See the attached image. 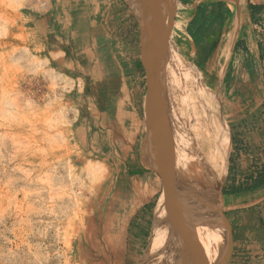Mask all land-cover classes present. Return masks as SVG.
Returning a JSON list of instances; mask_svg holds the SVG:
<instances>
[{
    "label": "rangeland",
    "instance_id": "374dc122",
    "mask_svg": "<svg viewBox=\"0 0 264 264\" xmlns=\"http://www.w3.org/2000/svg\"><path fill=\"white\" fill-rule=\"evenodd\" d=\"M222 2L162 0L165 21L155 37L167 59L172 58L173 48H179L176 55L192 64L194 47L204 37L215 38L228 27L231 31V23L222 22ZM0 24L5 28L0 34V264H155L153 254L161 253L169 237L167 229L160 233L172 206L170 183L162 169L180 170L174 184L183 178L189 186L181 200L190 194L193 174L187 165L178 166L165 156L176 121H164L166 105L156 111L158 96L152 81L157 68L145 57L141 28L125 0H0ZM253 26L251 37L241 40L248 52L243 71H230L226 80L236 85L230 98L210 87L200 74L214 102L223 105L227 116L237 114L238 121L231 123L230 145L228 131L219 136L220 145L229 146L226 154H219L228 182L240 189L247 177L264 171V122L260 132L248 122L244 127L249 128L240 126L242 117L264 114V20ZM220 42L212 45V51ZM52 58L62 59L64 70L51 66ZM139 58L148 65L144 73L133 69ZM83 69L108 71L90 86L121 96L125 113L132 115L116 119L119 127L123 124L129 130L118 133L116 151L109 159L108 143L104 148L96 143L92 153L81 148L111 128L99 124L74 131L83 119L82 111L92 110L101 98L91 99L90 105L84 97L72 103L59 98L61 93L80 96L84 88L91 93L78 72ZM89 163L101 170L87 173ZM74 198L80 202L72 203ZM162 253L163 261H168L167 248Z\"/></svg>",
    "mask_w": 264,
    "mask_h": 264
},
{
    "label": "crops",
    "instance_id": "0c3cea01",
    "mask_svg": "<svg viewBox=\"0 0 264 264\" xmlns=\"http://www.w3.org/2000/svg\"><path fill=\"white\" fill-rule=\"evenodd\" d=\"M127 2L133 8L136 7L135 10L140 14L141 19H147V23L151 24L148 27V34L151 43L154 45V50H152L156 51L158 58L155 57L152 50L147 48L146 44L143 49L148 62H153L158 72L152 81L153 89L158 96L155 100L158 104L156 111L161 110L166 105L168 108L163 117H167L168 120L170 119L169 121L174 120L178 106L183 111L184 96H186L187 89L194 86L196 75L199 73H201L204 81L209 82L210 87L220 89V93L224 97L230 98L236 89V85L233 82L227 84L226 80H228L230 71H243L242 61L248 57V52L243 49L241 40H247L251 37L253 28H255L253 23L259 24L264 20V0H223L221 7L223 9L221 10L224 20L222 22L231 23V31L229 30L230 27L224 32L220 30L215 38L204 37L194 47L195 60H193L192 65L197 70L187 67L184 63H182L184 64L182 67L179 62L181 59L176 55L181 51L179 48L172 49L171 59H167L160 49V43L156 37L159 35L157 30H163L162 26L165 21L161 7L162 0H155V3L152 4L153 7L151 3H148V0L147 3H144L145 5L142 4L143 6L140 4V0H127ZM208 8L210 9V7ZM156 11L159 12V16H157ZM219 23L221 24V21ZM141 33L143 35L142 28ZM217 40L221 41L219 48L212 51V45L216 44ZM239 44L241 49L237 48ZM132 66L138 73H144L148 68L147 63L142 58L133 61ZM206 99L205 102L209 101L206 105L213 108L210 93ZM214 103V107L217 109L215 111L219 113H216L203 130L199 138L200 149L197 152H192V156L195 158L193 165H190L188 159L189 136L182 142L181 147L178 146V152L173 160V163L178 166L187 165L188 168L190 167L189 172L193 174V177L190 178L189 184L193 185L192 189L196 187L201 178L211 183L201 212L195 217L193 213L189 217L184 216L187 225L191 219L189 230L183 242L185 262L186 264H264V171H258L253 176L247 177L244 180L245 183L241 184V189L236 185H234L235 187L230 185L227 180L226 168L223 170L222 155L219 154V151L227 148V145H220L219 136L226 135L227 132L223 118L225 123L230 124V127L231 123L235 124L233 120L238 121V118L235 113L227 116V111H224L223 105ZM128 104L127 112L132 114L131 100ZM199 104L197 103V105ZM203 105L205 104L203 103ZM206 105L204 106L205 111H207ZM194 116V119H197L198 114L195 113ZM257 116L242 117L240 119L242 129L249 128V126H244L251 123V129L260 132L261 122H264V114ZM210 124H213L215 129ZM171 134L173 133L171 132ZM218 161H221L219 168ZM214 171L217 173L215 174ZM179 172V169L172 170L171 176L177 207L184 189L189 188L187 183L184 184L183 178L176 185L174 184ZM219 172L220 176L216 178ZM213 174L215 177H212ZM259 181L261 183H258ZM166 248L167 240L160 248L161 253L162 251L165 252ZM161 253L158 252L157 255L155 252L151 261L155 260V264H168L166 259L163 261V253Z\"/></svg>",
    "mask_w": 264,
    "mask_h": 264
},
{
    "label": "bare ground",
    "instance_id": "6f19581e",
    "mask_svg": "<svg viewBox=\"0 0 264 264\" xmlns=\"http://www.w3.org/2000/svg\"><path fill=\"white\" fill-rule=\"evenodd\" d=\"M35 6V5H34ZM33 6V7H34ZM135 6V5H134ZM42 7V6H40ZM39 7V8H40ZM132 8V11H133V14L136 16V18L138 19L139 23H140V26L142 28V31H143V37H144V41H145V44L147 46L148 49L152 50L154 45L151 43L150 41V37H149V34H148V27L151 26L150 23H147V19H141L140 18V14L135 10L136 7H131ZM17 17V16H16ZM42 20V19H41ZM60 22V21H59ZM42 24V23H40ZM70 25V24H69ZM46 26V25H45ZM41 28H44L43 26ZM4 27L0 24V34L3 33L4 31ZM43 31V30H42ZM41 32V31H40ZM4 34V33H3ZM43 35V34H42ZM55 38V37H54ZM60 41V40H59ZM62 41V40H61ZM56 43V42H55ZM59 43V42H58ZM63 45V44H62ZM65 45V44H64ZM41 46V45H40ZM94 47V46H93ZM45 48V46H44ZM55 50V49H53ZM53 50H50L53 52ZM154 50V49H153ZM152 50V53L155 55V57L158 58V56L156 55V51H153ZM45 51V50H44ZM88 51V50H87ZM41 52V51H40ZM58 52V51H57ZM89 52V51H88ZM48 54L50 55V53L48 52ZM56 54V53H54ZM61 54V53H60ZM58 54V55H60ZM43 55V54H41ZM28 56V55H27ZM53 56V55H52ZM22 57V56H21ZM32 58V57H31ZM34 58V57H33ZM37 58V57H36ZM66 58V57H65ZM43 59V58H42ZM41 59V60H42ZM35 60V59H34ZM44 61V59H43ZM47 63V61H44ZM180 64H182L183 62L180 60L179 61ZM69 63V62H68ZM50 64L51 66L53 67H56L58 68L59 70H64V66H63V61L62 59H54L52 58L50 60ZM79 64V63H78ZM66 65V64H65ZM70 65V64H69ZM68 65V67H69ZM75 65V64H74ZM73 65V66H74ZM86 66V65H85ZM184 66V64H182V67ZM97 67V66H96ZM38 68V67H37ZM36 68V69H37ZM78 68V67H77ZM52 69V68H51ZM76 69V67H75ZM89 69V68H88ZM90 71V70H89ZM87 72L85 71V69L81 70V71H78L79 74H81L84 79H85V85H89V89L91 91V93H89V95L87 94L88 92V89L87 88H84L83 89V93L79 96V94H74V93H70V94H66V93H61L59 94V98H61L62 101H68L70 103L74 102L76 100V102L81 99V97H84V102L87 103L88 105H90L91 103V99L93 98H97V97H100L101 100L99 101V103L97 105H95V107H93L92 110H84L82 111V114H83V119L82 121H80L79 125H78V128L75 129L74 131H76V134L77 133H81L82 131H85V130H90V129H93L95 127H97L99 124L100 126L98 127H101L103 126L104 129H106L107 127L111 128L110 131H104V133H102V135H99L97 134V139H93V141H89V142H82V148L83 150H86L87 153H92L93 149L95 148V144L97 143V145H99L100 143L102 145V147L104 148V146H106L105 144L108 143L109 144V149H110V153L109 155L107 156L108 159L110 156H113L114 155V152L116 151L115 150V144H117L116 140H117V136H118V133H125L127 132L128 127H124L123 124H122V127H119L116 123V119H120V120H123V119H127L128 117H131L129 116L127 113H125V107H124V104H123V101L120 99L121 96H119L118 94L117 95H111V93L108 91V90H105L104 93L99 91V90H96L94 87H91V83L92 81L94 82V80L98 81L100 78L104 77L103 75H107L109 74L108 71L106 70H103L101 71L100 69H97V70H93L92 72ZM76 72V71H75ZM58 74V73H57ZM61 74V73H60ZM200 74L199 73L198 75H196V79H195V84L192 88H189L187 89V93H186V96H184V102L182 103V105H184L183 107V111L181 110V108L179 109V106L176 110V113H175V117H174V120L176 121V125H175V130L172 132L173 134H170L167 138V144L165 146V156L167 158V160L171 163H173V160H174V156H176V153L178 152V146L180 147V145L182 144V142L189 136V129L192 128V126L197 130L196 127H198L196 125L197 121H199V115H201L200 113V108L202 107L203 105V102H204V98H206L208 95H209V90L207 91L206 88L201 84L200 82ZM54 77V75H53ZM80 81V80H79ZM81 82V81H80ZM111 84V83H110ZM53 85V84H52ZM53 87V86H51ZM71 88V87H70ZM111 89V88H110ZM184 90V89H183ZM186 90V89H185ZM111 91V90H110ZM51 92H54V91H51ZM61 92V91H60ZM65 92V91H64ZM78 92V91H77ZM80 92V91H79ZM4 93V92H3ZM81 93V92H80ZM56 94V93H55ZM201 94L202 95V98L200 99L201 97ZM124 95V94H123ZM9 96V94H8ZM212 96V94H211ZM15 97V96H14ZM213 98V97H212ZM2 99V98H1ZM4 99V98H3ZM7 99V98H6ZM10 99V98H9ZM8 99V100H9ZM54 99V98H53ZM8 100H5L3 101V103H8ZM11 100H13V98H11ZM55 101V99H54ZM61 101V102H62ZM57 102V101H56ZM59 103V102H58ZM97 103V102H96ZM197 103H200L199 105H197ZM212 103H213V106L215 105L214 103V100L212 99ZM15 104V103H14ZM53 104V103H52ZM60 104V103H59ZM58 104V105H59ZM66 104V103H65ZM12 105V103H11ZM10 105V106H11ZM9 106V105H8ZM50 106V105H49ZM14 106H12V109H13ZM60 107V105H59ZM198 107V109H197ZM17 108V107H16ZM14 108V109H16ZM61 108V107H60ZM92 108V107H91ZM4 110V109H3ZM213 110V109H212ZM16 111H18V109H16ZM20 111V110H19ZM74 111V110H73ZM214 111V110H213ZM15 112V110H14ZM16 113V112H15ZM54 113V112H53ZM59 113V112H58ZM197 113L198 116H197V119H194V114ZM55 114V113H54ZM60 114V113H59ZM52 115V114H51ZM131 115V114H130ZM55 116V118L57 117L56 115H53ZM134 116V115H133ZM48 117V116H47ZM52 117V116H51ZM63 117H60V119H62ZM164 118V121L168 122L169 120L167 119V117H163ZM7 119V118H6ZM51 121V120H50ZM55 120H53L54 122ZM160 121V120H159ZM179 121V123L177 122ZM49 122V121H47ZM52 122V121H51ZM57 124V121H55ZM50 123V122H49ZM127 123V122H126ZM130 123V122H129ZM159 123V122H158ZM189 123L192 125H189ZM206 123V122H205ZM204 124V123H203ZM37 125V123H36ZM40 125V124H39ZM64 125V124H63ZM62 125V127H63ZM34 126V125H33ZM107 126V127H106ZM181 126V127H180ZM53 127V126H52ZM66 127H67V124H66ZM189 127V129H188ZM201 127V126H199ZM48 128V126H47ZM45 129V128H44ZM50 129V128H49ZM58 129V128H56ZM64 129V128H63ZM61 131V129H59ZM58 131V130H57ZM59 131V132H60ZM180 133V135L176 132ZM49 132V131H48ZM52 132V131H51ZM56 132V131H55ZM55 132L53 134L50 135V137H53V135L55 134ZM86 133V132H85ZM178 135L180 136V140H178ZM65 136V135H64ZM67 137V136H65ZM69 138V137H68ZM67 138V139H68ZM182 139V141H181ZM52 140H55V139H52ZM64 140V139H63ZM69 140V139H68ZM72 140V139H71ZM66 141V140H64ZM36 145V144H35ZM175 149V151H174ZM163 151V150H162ZM38 153V152H37ZM36 153V154H37ZM65 153V152H64ZM41 157V156H40ZM75 157V156H74ZM81 157V156H80ZM77 156L76 160H81L82 158H80ZM158 157V156H157ZM60 158V157H59ZM74 159V158H73ZM77 160V161H78ZM75 161V160H74ZM73 161V162H74ZM82 161V160H81ZM80 161V162H81ZM159 162V161H158ZM76 163V162H75ZM109 163V162H108ZM67 164V163H65ZM69 164V163H68ZM73 164V163H72ZM77 164V163H76ZM102 164V163H101ZM170 164V163H169ZM86 165V164H85ZM84 165V166H85ZM104 165V164H103ZM163 165V164H162ZM87 173L91 172L92 175H94L95 173H98L101 168L98 164H92V163H89L87 165ZM167 166V165H166ZM68 167V166H67ZM66 167V168H67ZM77 167V166H76ZM103 167V166H101ZM84 168V167H83ZM68 171V170H67ZM70 171V169H69ZM71 173V172H70ZM162 173L164 174V176L166 177V180L169 181L170 183V186L168 187V193H169V197L172 201V206H171V209H170V213L171 214L172 212H174L176 209H177V206H176V199L174 197V193H173V187H172V181H171V176H172V169H168V168H165L163 167L162 169ZM77 174V173H76ZM75 174V175H76ZM101 174V173H100ZM103 174V172H102ZM162 174V175H163ZM72 176V175H71ZM91 176V174H90ZM99 177V176H98ZM102 177V176H101ZM65 178V177H64ZM71 178V177H70ZM77 178V177H76ZM92 178V177H91ZM98 180V179H97ZM70 181V180H69ZM87 181V179H86ZM47 183V182H46ZM51 183V182H50ZM51 186V185H50ZM47 187V186H46ZM100 187V186H99ZM98 187V189H99ZM57 189V188H56ZM97 189V191H99ZM67 190V189H66ZM63 191V190H62ZM59 192V191H58ZM57 192V193H58ZM63 193V192H62ZM75 194V193H74ZM90 194V193H89ZM64 195H66L64 193ZM96 194L94 193V197L96 198L95 196ZM151 195V193H150ZM57 196V195H56ZM60 196V195H59ZM67 197V196H66ZM73 197V196H72ZM58 198V196H57ZM56 198V199H57ZM61 200H62V196H60ZM68 198V197H67ZM65 199V198H64ZM60 201V199H58ZM57 201V200H56ZM70 201V200H68ZM63 202V201H62ZM72 203H77V202H80L79 199H76L74 198L72 201ZM60 203V202H59ZM91 203V202H90ZM64 204V203H63ZM70 204V203H69ZM88 204V203H87ZM65 205V204H64ZM63 205V206H64ZM78 205V204H76ZM97 205V204H96ZM95 205V206H96ZM120 205V204H118ZM82 206H84L82 204ZM111 206H114L113 204ZM58 207V206H57ZM76 207V206H75ZM65 208H69V207H65ZM61 209V208H60ZM169 212V211H168ZM85 213V212H84ZM87 213V212H86ZM95 213V212H94ZM88 216V215H87ZM57 218V217H56ZM60 218V217H59ZM110 218V216H109ZM108 219V218H107ZM106 227L107 229H109V223L106 222ZM169 231H167V236L169 235V237H167V250H168V255L170 256L169 257V260H168V264H179V244L178 242L175 243V233H176V230H175V226L171 229H167ZM169 241V242H168ZM176 244V245H175Z\"/></svg>",
    "mask_w": 264,
    "mask_h": 264
},
{
    "label": "water",
    "instance_id": "95a60500",
    "mask_svg": "<svg viewBox=\"0 0 264 264\" xmlns=\"http://www.w3.org/2000/svg\"><path fill=\"white\" fill-rule=\"evenodd\" d=\"M125 1H126L127 6L129 7V9L132 10V8H131L132 6H130V4L127 2V0H125ZM142 2L140 0V4L145 5L144 3L145 2L147 3V0H142ZM132 14H133V12H132ZM134 17L137 20V22L139 23V21L135 15H134ZM139 26H140V23H139ZM182 62L187 67L192 68L194 70H197L192 64H190L186 61H182ZM228 138H229V134H228ZM228 149H229L228 145H227V149L226 148H224L223 150L221 149V151H223L222 154H226L228 152ZM220 164H221V161H218V168H219ZM214 173L216 174L217 172L214 171ZM212 177H215L214 174ZM210 184L211 183H208V181H205L201 178L198 181V184L196 185V187H194L192 189V191H190V194L185 196L180 201L177 209L174 212H172L171 214L166 215L165 218L163 219V225L161 227L162 231L160 234H162V232L166 231L165 229H171L175 226V230H176L175 243L178 242V244L180 245L179 246L180 252H179V257H178L180 260L179 264H186L185 258H184L183 241H184V238H185L187 231L189 230V225L191 222V219H190L189 224L188 225L185 224L184 216L189 217V215L191 213H193V216L195 217L197 214H199L201 212V210L203 209V206L205 204V200H206V196H207L208 191H209ZM167 231H169V230H167Z\"/></svg>",
    "mask_w": 264,
    "mask_h": 264
},
{
    "label": "flooded vegetation",
    "instance_id": "af4514ba",
    "mask_svg": "<svg viewBox=\"0 0 264 264\" xmlns=\"http://www.w3.org/2000/svg\"><path fill=\"white\" fill-rule=\"evenodd\" d=\"M206 100V98H204V101ZM209 102V101H208ZM208 102H205L204 104L206 105V104H208ZM205 105H203V107L202 108H200V113H201V115H199L200 117V119H199V121H197V123H196V125L198 126V127H196L197 128V130L189 123V125H191L192 126V128L191 129H189V127H188V131H189V138H188V142H189V144H188V146H189V148H188V152H189V157H188V159H189V163H190V165H193V160H195V158L192 156V152H197V150H199L200 149V146H199V138L201 137V135H202V133H203V130H205V128H206V126L209 124V122L212 120V118H213V116H215L216 114H214V111L215 110H217L214 106H213V108L211 107V106H209V105H206L207 106V111H205V109H204V106ZM214 111H213V110ZM208 113V114H207ZM215 113H219L218 111H215ZM212 116V117H211ZM218 116H219V114H218ZM222 117V116H221ZM223 118V117H222ZM206 122V123H205ZM204 123V124H203ZM223 123H224V125L226 126V131H228V134H229V145H230V134H231V127H230V124H228V123H225V120H224V118H223ZM199 126H201V127H199ZM210 126H213V129H215V127H214V125L212 124H210ZM209 190H210V187H209ZM209 192V191H208Z\"/></svg>",
    "mask_w": 264,
    "mask_h": 264
},
{
    "label": "trees",
    "instance_id": "16d2710c",
    "mask_svg": "<svg viewBox=\"0 0 264 264\" xmlns=\"http://www.w3.org/2000/svg\"><path fill=\"white\" fill-rule=\"evenodd\" d=\"M260 181H261V180H260ZM260 181H259L258 183H261Z\"/></svg>",
    "mask_w": 264,
    "mask_h": 264
}]
</instances>
